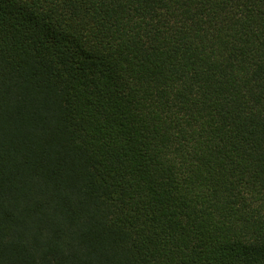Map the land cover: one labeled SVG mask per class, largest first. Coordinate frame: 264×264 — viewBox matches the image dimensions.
<instances>
[{
    "label": "trees",
    "instance_id": "1",
    "mask_svg": "<svg viewBox=\"0 0 264 264\" xmlns=\"http://www.w3.org/2000/svg\"><path fill=\"white\" fill-rule=\"evenodd\" d=\"M0 264H264V0H0Z\"/></svg>",
    "mask_w": 264,
    "mask_h": 264
}]
</instances>
